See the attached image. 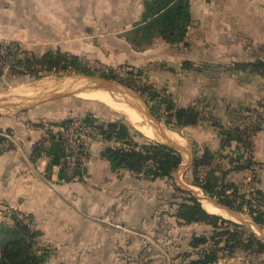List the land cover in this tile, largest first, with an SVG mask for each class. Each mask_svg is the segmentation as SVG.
<instances>
[{
	"label": "rangeland",
	"instance_id": "1",
	"mask_svg": "<svg viewBox=\"0 0 264 264\" xmlns=\"http://www.w3.org/2000/svg\"><path fill=\"white\" fill-rule=\"evenodd\" d=\"M7 1L15 0H0V10L6 11ZM63 1L66 19L80 26V40L92 36L95 42L96 29L101 35H113L112 45L101 41L93 46L78 40L76 50H80L72 53L56 46L35 47L10 35H0V119L27 113L30 109H19L38 100L41 101L36 106L39 112H51L52 109L45 110L47 106L61 101L65 115L76 103L79 105L76 114L65 121L86 120L89 114H84L86 104L78 100L80 93L91 87L90 90L104 87L128 101L141 116L142 125L132 122L123 111L100 101H88L95 106L91 115L96 125L122 119L152 140L174 142L181 148L183 165L187 168L179 171L180 182L150 180L129 173L120 202L115 201L102 216L86 223L88 235L60 247L62 253L41 237L30 217L17 210H10L7 215L0 213V225L25 227L26 232L21 231L19 235L25 237L40 259L37 264H189L199 259L210 246L193 248L192 239L212 237L216 230L210 224L188 223L178 217L180 206L190 203V197L194 195L202 203L209 196L193 184L192 170L186 172L195 155H201L205 148L215 154L211 166L213 181L220 183L222 171L227 172L223 182L237 187L236 191L227 192L236 205L244 203L245 197L251 198L253 189L264 192V157L257 149V140L264 136V76L238 68L239 63L264 61V0H254L246 6L234 0ZM1 25L4 24L0 20ZM68 31L70 34L71 29ZM122 33L126 34L125 39L120 38ZM44 50L79 58L93 77L106 79L115 87L82 78L89 75L71 69L16 75L15 71H20L18 59L33 54L41 56ZM104 74L114 78H105ZM145 85H152L156 93L147 90L141 96L136 90ZM56 95L63 97L62 100H56L59 98H54ZM166 97L179 108L195 106L203 120L196 126L171 128L166 123L165 111L161 121L151 112L152 108L159 107L154 99ZM148 110L151 116L147 115ZM70 123L65 128L58 125L60 141L62 129H68ZM145 126L155 129L157 135L147 136L142 128ZM156 128L162 129L165 136ZM97 131L90 143L101 138ZM239 135L244 137L242 143L234 140ZM6 136L14 137L12 130L0 129V142H5ZM250 158L258 164L250 169L232 170L236 162L241 164ZM73 175L83 178L78 171ZM174 182L181 186V191ZM212 199L219 202L217 198ZM0 212L5 211L0 209ZM238 212L244 222L252 221L246 206ZM225 218L244 224L234 217ZM222 228L223 225L217 231ZM251 228L258 235H264V226L260 230ZM216 264H264V255L237 248L232 255L220 253Z\"/></svg>",
	"mask_w": 264,
	"mask_h": 264
},
{
	"label": "crops",
	"instance_id": "2",
	"mask_svg": "<svg viewBox=\"0 0 264 264\" xmlns=\"http://www.w3.org/2000/svg\"><path fill=\"white\" fill-rule=\"evenodd\" d=\"M234 1L246 6L254 0ZM5 10H0V20L4 24L0 27V35H10L40 48L56 46L72 53L80 50H76L80 26L66 19L63 0L7 1ZM68 29H71L70 34ZM76 33L75 39H71ZM95 33V42L92 36L80 42L97 46L96 42L102 41L112 45L113 35H101L96 29ZM125 33L119 34L120 38L125 39ZM81 98L78 99L80 103L86 104L84 114H94L95 106L88 101H99ZM62 104L59 101L46 105L45 110L52 109L51 112H39L38 107H34L22 115L0 119V129L12 130L18 144V148L0 153V209L5 211L0 213L7 215L10 210H17L30 217L41 237L56 249L71 245L74 238L88 235L86 223L102 216L115 201L120 202L130 173L116 167L106 156L110 144L102 138L92 139L90 143L83 178L64 169L61 160L58 161L61 152L58 125L72 118L79 105L72 104L65 115ZM263 137L257 140L261 157H264Z\"/></svg>",
	"mask_w": 264,
	"mask_h": 264
},
{
	"label": "trees",
	"instance_id": "3",
	"mask_svg": "<svg viewBox=\"0 0 264 264\" xmlns=\"http://www.w3.org/2000/svg\"><path fill=\"white\" fill-rule=\"evenodd\" d=\"M20 71H15L16 75L23 76L28 74H39L42 72H51L59 70H74L81 74L93 76L94 74L87 69L77 57H69L60 51H47L41 56L31 55L17 61ZM241 70H250L264 76V61L257 60L253 63H239ZM105 78H114L111 74H104ZM148 88V89H146ZM147 90L155 92L154 87L145 85L138 88L141 96L147 94ZM158 96V94L156 95ZM158 106L152 108L151 112L161 121V114L165 111L166 123L173 129L196 126L203 119L201 113L195 106L176 107L171 98H157ZM165 106V107H164ZM164 108V110H163ZM161 112V113H160ZM87 122L100 132L102 139L110 143L106 151V156L115 164L116 167L125 169L136 176H143L150 180L157 179H176V174L184 162L182 152L178 149L159 141L152 140L141 132H138L132 125L124 120H112L107 124L96 125L89 114ZM71 120L60 123L65 128ZM214 126L218 127L217 124ZM225 134V131H224ZM242 135L234 137L238 143L244 141ZM61 143V142H60ZM62 143L61 152L58 161L62 162ZM215 154L208 148H205L201 155H195L192 165L187 169L193 172V184L202 189L209 197L219 199V203L230 207L236 211H242L246 206L251 216L252 222L260 227L264 226V192L261 189H253V196L249 199L244 198V203L236 205L229 199L227 192L236 191L234 183L223 182L226 171H222L223 180L214 182L211 168L215 160ZM63 164V163H62ZM258 164L252 158L246 159L244 163H235L232 170L250 169ZM64 167V165H63ZM207 168H210L209 170ZM66 170V168L64 167ZM206 169V171H204ZM176 189L181 191V186L174 182ZM190 193V192H189ZM257 198L258 203H255ZM190 203H184L180 206L178 217L188 223H207L212 225L216 232L214 236H194L191 242L193 248H199L203 245H209L199 259L191 261L189 264H216L220 253L226 252L232 255L237 248H243L247 252L264 255V239L258 235L251 226L236 223L217 214L209 213L203 207V204L193 195L190 197ZM223 228L217 231L221 226ZM19 227V225H17ZM19 229V230H18ZM14 228L0 225V264H37L38 257L34 255L31 245L26 243L21 231L26 232L25 227ZM212 242V243H211Z\"/></svg>",
	"mask_w": 264,
	"mask_h": 264
},
{
	"label": "built area",
	"instance_id": "4",
	"mask_svg": "<svg viewBox=\"0 0 264 264\" xmlns=\"http://www.w3.org/2000/svg\"><path fill=\"white\" fill-rule=\"evenodd\" d=\"M95 133L87 120L74 118L68 129H62V163L70 173L80 172L84 177L83 169L89 161V144L91 136ZM18 148L13 136H6L5 142H0V152Z\"/></svg>",
	"mask_w": 264,
	"mask_h": 264
},
{
	"label": "bare ground",
	"instance_id": "5",
	"mask_svg": "<svg viewBox=\"0 0 264 264\" xmlns=\"http://www.w3.org/2000/svg\"><path fill=\"white\" fill-rule=\"evenodd\" d=\"M90 89L89 91L85 89L86 91L80 93L81 97L85 99H94L102 103H105L106 105L110 106L111 108L115 110L123 111L128 115L129 119L132 122L142 125L141 116L138 114V112L134 108L130 107V105L128 104V101H124L123 98L120 99L117 95H115V94H119L118 92H115L111 89H107L104 87L101 88L100 86L99 88L97 87V89L96 88L93 90H90ZM142 128L145 130L144 133L149 137L157 135V132L155 131V129L153 130L151 127L148 128L145 126ZM202 203H203V207L205 208V210L209 213L219 214V215L222 214L228 218L233 217L225 210L219 209L218 207L214 206L212 203H210L207 200H202Z\"/></svg>",
	"mask_w": 264,
	"mask_h": 264
},
{
	"label": "water",
	"instance_id": "6",
	"mask_svg": "<svg viewBox=\"0 0 264 264\" xmlns=\"http://www.w3.org/2000/svg\"><path fill=\"white\" fill-rule=\"evenodd\" d=\"M82 78H86V79H89V80H92V81L99 82V83H101V84L106 85L107 87H111V88H114V87H115V85H114L112 82H110V81H108V80H106V79L95 78V77H93V76H84V77H82ZM57 97H60V95H56V96H54V98H57ZM40 103H41V101L36 100L35 102H33V103L27 105L26 107L20 108L19 110H20V111H25V110H28V109H31V108L36 107V106L39 105ZM146 113H147V115L151 116V113H150L149 110H148ZM156 130L158 131V133H159L160 135L165 136V133H164V131H163L162 129H160V128L157 129V128H156ZM168 144H169V145H172L173 147H175L176 149H178V150L181 152V148H180L178 145H176L174 142H170V143L168 142ZM186 168H187V165H183V164H182V165L180 166L179 171L184 170V169H186ZM179 171H178L177 174H176V179H177L178 182L181 181ZM191 191H192V190H191ZM192 192H193V191H192ZM198 199H199V198H198ZM203 200H207V201H209L210 203H212L214 206L218 207L219 209L225 210V211L228 212L230 215H232L235 219H238L239 221H242L245 225H248V226H251V227H256L258 230L261 229L260 227H258L257 225H255L252 221H251V222H244V219L242 218V216L240 215V213H239L238 211H236V210H234V209H232V208H230V207H227V206H225V205H223V204H221V203L215 201V200L212 199L211 197H209V196H208V197H204ZM200 202H201V201H200ZM261 237L264 239V235H262Z\"/></svg>",
	"mask_w": 264,
	"mask_h": 264
}]
</instances>
